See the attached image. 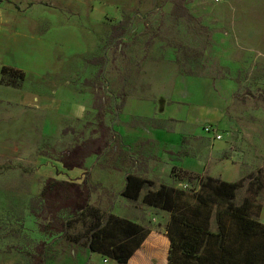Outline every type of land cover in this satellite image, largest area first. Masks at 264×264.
<instances>
[{"label":"rangeland","instance_id":"obj_1","mask_svg":"<svg viewBox=\"0 0 264 264\" xmlns=\"http://www.w3.org/2000/svg\"><path fill=\"white\" fill-rule=\"evenodd\" d=\"M90 1L68 0L65 6L56 0L0 3V21H12L39 4L63 10L70 26L80 25L85 34L70 30L61 51L66 82L81 96L88 93L85 110H90L83 118L77 111L82 106L67 108L77 109L75 118L61 122L53 112L4 105L0 99V264H32L40 247L46 264L110 261L91 252L86 239L43 235L30 200L46 180L42 167L53 164L59 152L98 136L100 120L114 128L133 102L147 104L144 114L158 115V105L169 102L167 114L186 121H168L163 128L179 130L184 143L161 147L151 140L134 144L133 138L117 136L102 155L87 161L88 172L81 179L93 188L92 206L106 217L115 214L137 222L151 230L147 240H160L171 213L145 205L142 198L128 200L121 190L133 172L155 180L157 187L189 190L193 185L179 175L189 157L202 162L203 172L212 177L242 182L238 201L251 200L262 221L264 0H94L101 7L91 18L96 5L88 6ZM125 20L130 23L127 33L113 41V26ZM17 37L15 30L0 24V64H28L21 62L32 59L31 40ZM101 57H106L105 64L97 62ZM152 103L157 107L146 112ZM144 124L155 122L148 118ZM207 127L223 139L207 134ZM89 221L88 215L80 216L69 234L85 232ZM166 248L165 264L170 244Z\"/></svg>","mask_w":264,"mask_h":264},{"label":"trees","instance_id":"obj_2","mask_svg":"<svg viewBox=\"0 0 264 264\" xmlns=\"http://www.w3.org/2000/svg\"><path fill=\"white\" fill-rule=\"evenodd\" d=\"M129 24L125 20L113 26V41L127 33ZM97 62L105 64L106 57ZM1 73V82L6 86L18 87L25 80V73L14 67L6 66ZM103 120L96 131L98 137L59 152L56 159L65 169L84 168L89 157L100 156L110 148L117 135ZM164 124L156 122L153 126L163 129ZM179 175L188 178L193 187L189 190L168 185L157 187L155 180L133 172L127 175L121 190L128 200L142 198L145 205L171 213L165 235L170 241L167 264H264V223L259 210L253 211L251 200L238 201L242 182L224 181L187 169L180 170ZM92 194L93 188L87 180L75 183L49 178L40 194L30 200V209L43 235L67 236L74 242L86 239L91 252L128 264L141 250L151 230L115 214L106 217L91 205ZM84 214L90 217L86 231L70 235V229ZM163 251V244L147 247L139 263L164 264ZM32 259V264H46L41 247Z\"/></svg>","mask_w":264,"mask_h":264},{"label":"crops","instance_id":"obj_3","mask_svg":"<svg viewBox=\"0 0 264 264\" xmlns=\"http://www.w3.org/2000/svg\"><path fill=\"white\" fill-rule=\"evenodd\" d=\"M56 2L64 6L65 4H70L68 0H56ZM92 2L95 3L96 6L92 13H89L90 18L96 16V14H93L98 11L96 7H101V2H94V0L88 2L87 5L89 6ZM32 4L34 3L32 2ZM67 15L68 14H65L63 10L50 8L47 5L43 7L36 4L28 9H23L12 21L3 17L0 24L7 25L12 28V30H15L18 36L17 38L25 41L31 40L33 44V53H30L32 56L30 61H25L24 59L22 60L24 62H21H26L28 64H0L1 103L4 105L21 106L29 109L53 112L59 117L61 122L62 120L68 121L75 118L73 111L77 109H67L75 105L83 107L84 110H77L82 113L83 118L90 113V110H85L89 109L87 104L89 99L88 93H84V95L81 96L76 89L72 88L73 86H71L69 82H66L67 66L65 57L61 51L63 48L62 46L67 45L66 35L69 34L70 30L75 34H85V31L80 29V25L74 24L70 26L69 16ZM86 16H88V12H86ZM19 39L17 40L19 41ZM6 66L14 67V69L25 73V80L20 86L13 87L2 84L1 71ZM156 105L157 104L152 103L150 108H147L146 112H148V110L154 111L157 107ZM170 105L169 102L164 103V105H158V108L162 110L160 115L153 113L144 114L147 104L133 102L128 106L129 110L127 112H122L121 118L118 120L119 124L113 129L119 138H133L134 144H137L140 140L143 141V139H147L161 147L169 146L174 148L181 146L183 139L179 130L158 129L153 125L144 124V121L148 118L154 119L155 123H166L171 119L182 122L186 121L168 115L167 109ZM96 135L99 136L97 133ZM91 157L86 160L84 168H73L70 170L65 169L64 165L59 160L55 159L53 164L49 163V165L46 164L45 167H42L40 174H42L46 180L49 178H56L60 181L83 183L85 179L81 178L88 172L87 161ZM182 165L184 169L198 173H203L205 170V166L202 162L189 157H186L184 161H182ZM261 217V222L264 223V213ZM158 243L165 246V251H163V263L165 264L166 246L170 244L166 236L162 237L160 240L155 238V236L149 238L141 250L134 254L130 260V262L132 261L131 264H140L139 261L142 252L146 250L147 247L155 246ZM82 259L83 257L80 255L79 260ZM111 261L114 262L110 259L107 264H110Z\"/></svg>","mask_w":264,"mask_h":264},{"label":"built area","instance_id":"obj_4","mask_svg":"<svg viewBox=\"0 0 264 264\" xmlns=\"http://www.w3.org/2000/svg\"><path fill=\"white\" fill-rule=\"evenodd\" d=\"M220 1H225V0H220ZM205 131H206L207 134H212V133H214V134L216 135V138H217L218 140L223 139L222 133H220V132H215V130L213 131V129H212L211 127H207V128H205ZM105 263H108V260L105 259Z\"/></svg>","mask_w":264,"mask_h":264}]
</instances>
